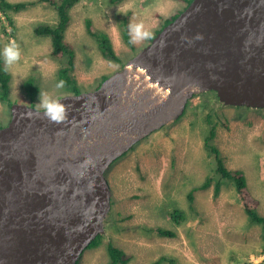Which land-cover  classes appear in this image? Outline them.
Wrapping results in <instances>:
<instances>
[{
    "label": "water",
    "instance_id": "1",
    "mask_svg": "<svg viewBox=\"0 0 264 264\" xmlns=\"http://www.w3.org/2000/svg\"><path fill=\"white\" fill-rule=\"evenodd\" d=\"M200 89L264 108V0H192L124 70L59 96L62 124L12 103L0 128V264H76L109 211L112 160Z\"/></svg>",
    "mask_w": 264,
    "mask_h": 264
},
{
    "label": "rangeland",
    "instance_id": "2",
    "mask_svg": "<svg viewBox=\"0 0 264 264\" xmlns=\"http://www.w3.org/2000/svg\"><path fill=\"white\" fill-rule=\"evenodd\" d=\"M118 8L130 12L129 22H143L153 35L165 18L179 13L183 3L177 0L75 3L69 10L65 38L76 51V79L87 90L96 86L102 76L124 70L136 52L150 42V39L138 42L134 49L124 43L116 17ZM11 15L16 26L13 33L0 14L2 54L12 40L21 51L20 60L9 69L10 99L13 103L24 100L20 83L31 72L39 74L41 92L57 99L66 93L64 87H56L58 62L49 54V39L33 32L36 24L55 21L54 6L37 3ZM87 18L94 28L108 33L120 62L110 61L100 53L86 29ZM210 94L214 93L194 91L195 97L188 102L184 116L172 118L112 160L106 171L112 190L111 203L100 230L104 241L98 247L87 248L76 264H105L107 240L124 250L129 264H151L162 254L175 256L181 264H264V229L261 224L251 223L245 211V201L253 198L255 209L264 215V108L219 100L218 105ZM211 107L228 120V128L218 126L214 142L225 165L242 171L246 187L241 194L233 180H223L217 196L214 186L198 191L190 207L188 191L207 175L217 178L214 156L203 147L208 129L204 117ZM10 119V106L0 101V127L6 126ZM174 207L186 212L178 226L170 219L169 212ZM157 226L175 229L177 235L159 236L154 230Z\"/></svg>",
    "mask_w": 264,
    "mask_h": 264
},
{
    "label": "trees",
    "instance_id": "3",
    "mask_svg": "<svg viewBox=\"0 0 264 264\" xmlns=\"http://www.w3.org/2000/svg\"><path fill=\"white\" fill-rule=\"evenodd\" d=\"M79 0H33V1H17L11 2L9 0H0V14L4 17L8 26L11 28V33L15 31V22L12 18L11 12H17L22 9L27 8L30 5L37 3H47L54 6L56 10V19L52 23L40 22L36 24L33 28V32L38 36L47 37L50 41L51 51L50 56L57 60L58 67L56 69V82L64 80L65 86L63 90L66 93L77 94L87 89L83 88L77 81L74 74L75 69V57L76 51L73 46L66 40L65 31L70 21V8L77 3ZM122 0H109L110 3L116 4ZM183 3V10L192 0H177ZM180 10V11H181ZM179 11V12H180ZM129 15L130 12L127 11L126 14L118 12L116 14L118 26L121 32L122 40L130 48L134 49V44L130 43L131 37L128 33L129 26ZM178 13H176L172 18L166 19L162 26L158 28L152 35V38L156 33L168 22L173 20ZM86 29L88 33L93 37L100 53L110 61L120 62V57L116 54L114 50L112 41L108 33L103 29L94 28L92 22L89 18L85 22ZM3 33L7 34L2 26ZM151 38V39H152ZM150 39V40H151ZM137 53V52H136ZM4 56L0 48V101L11 107L13 103L10 99L11 94V83H12V73L10 70L5 71ZM110 75H104L99 79L96 86L88 90L97 89L100 84L109 77ZM20 89L24 97L25 102H28L31 106H37L39 92H41L40 77L37 72H31L27 74L20 83ZM212 91V90H210ZM214 94L210 96L218 103L219 99L214 91ZM203 96V95H202ZM195 95L193 96V98ZM196 97H198L196 95ZM205 102V100H204ZM187 108V106H186ZM186 108L184 112L178 117L184 116L186 113ZM204 121L207 123L208 129L203 136V147L204 149L214 156L216 167H215V178L213 175H207L200 184L193 186L187 193V199L189 201V206H193L195 199V194L198 191L207 190L209 187L214 186V196H217L223 180H233L235 182L236 189L239 193H243V189L246 187V179L242 171L239 169L228 168L220 154V151L215 144L214 140L216 137V130L218 126H224L228 128V120L223 116L218 114L213 107L205 114ZM2 128V127H0ZM133 147V146H132ZM131 147V148H132ZM116 158L113 160L115 161ZM245 211L247 213L248 219L253 224H261L264 229V216L259 214L257 209H255L254 202L251 200L245 201ZM170 214V219L176 226L183 223L186 212L184 209L174 207ZM156 233L162 237H175L177 231L172 228H166L157 226L155 229ZM104 241V234L101 232L92 240L88 248H94L101 245ZM106 253L108 255V261L105 264H129L130 258L126 255L124 250L117 246L113 241L107 240L105 243ZM181 264L178 262L175 256L162 254L151 264Z\"/></svg>",
    "mask_w": 264,
    "mask_h": 264
},
{
    "label": "clouds",
    "instance_id": "4",
    "mask_svg": "<svg viewBox=\"0 0 264 264\" xmlns=\"http://www.w3.org/2000/svg\"><path fill=\"white\" fill-rule=\"evenodd\" d=\"M118 12L126 14L122 9L118 8ZM128 33L131 37L130 43L136 44L146 39L152 38V33L145 29L143 22H129ZM5 71H8L11 66L20 60L21 51L15 40L10 41L3 49ZM65 81L57 82V88H63ZM39 102L37 103L42 110L41 116L49 123L62 124L68 119V107L65 106L59 99H54L46 92H39ZM91 162V158L88 160Z\"/></svg>",
    "mask_w": 264,
    "mask_h": 264
},
{
    "label": "crops",
    "instance_id": "5",
    "mask_svg": "<svg viewBox=\"0 0 264 264\" xmlns=\"http://www.w3.org/2000/svg\"><path fill=\"white\" fill-rule=\"evenodd\" d=\"M247 199L250 200L249 198H247ZM252 200H253V198H252ZM252 200H251V201H252ZM258 213H259V212H258ZM259 214H260V213H259ZM261 215H262V214H261ZM263 216H264V215H263Z\"/></svg>",
    "mask_w": 264,
    "mask_h": 264
}]
</instances>
